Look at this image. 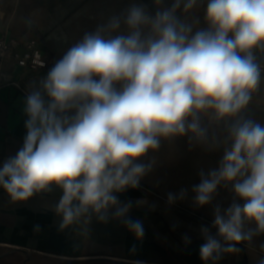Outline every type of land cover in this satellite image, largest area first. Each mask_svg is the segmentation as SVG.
I'll list each match as a JSON object with an SVG mask.
<instances>
[{
    "label": "clouds",
    "instance_id": "clouds-1",
    "mask_svg": "<svg viewBox=\"0 0 264 264\" xmlns=\"http://www.w3.org/2000/svg\"><path fill=\"white\" fill-rule=\"evenodd\" d=\"M199 8L206 26L186 18ZM257 53L264 0H154L152 8L133 0L30 86L23 143L0 164V190L13 204L58 192L60 231L95 217L120 222L142 242L133 201L120 196L141 187L164 142L186 138L190 148L220 154L191 188L194 207L212 206L211 225L200 228L202 264L238 254L264 236V124L246 115L261 83ZM221 189L232 194L227 208L214 204ZM187 196L169 192L167 204Z\"/></svg>",
    "mask_w": 264,
    "mask_h": 264
},
{
    "label": "crops",
    "instance_id": "crops-1",
    "mask_svg": "<svg viewBox=\"0 0 264 264\" xmlns=\"http://www.w3.org/2000/svg\"><path fill=\"white\" fill-rule=\"evenodd\" d=\"M90 1L0 0V37L38 41L51 67L86 33ZM257 60L264 63V54L257 53ZM6 71L28 92L48 69L22 74L14 62H9ZM24 97L17 88H0V164L22 146ZM250 103L246 115L264 124V75ZM208 155L214 161L209 169L217 167L220 154L209 152ZM154 161V171L141 181V187L120 196L122 201H133L129 215L143 222L142 242H137L120 222L112 220L105 224L95 217L60 231L61 217L53 211L58 192L13 204L0 190V264H132L135 260L143 264H202L199 256L200 245L204 242L200 234L202 225L150 195L154 192L167 199V193L187 189V198L175 204L212 221V206L196 208L192 204L191 188L199 183L200 170L207 171V168L196 157L186 155L175 160L171 156H154ZM231 201V192L221 189L214 204L227 208ZM34 225H40L42 231L34 232ZM185 236L190 237V243H186ZM261 243H264V236L241 245L238 254H225L218 264H256L263 256ZM133 244L137 247L135 254L129 251Z\"/></svg>",
    "mask_w": 264,
    "mask_h": 264
},
{
    "label": "rangeland",
    "instance_id": "rangeland-1",
    "mask_svg": "<svg viewBox=\"0 0 264 264\" xmlns=\"http://www.w3.org/2000/svg\"><path fill=\"white\" fill-rule=\"evenodd\" d=\"M133 2V0H91L88 4L86 15L88 19L85 20V27L87 28L86 32L94 31L97 26L105 24L110 16L113 14L119 12L124 7H126L129 3ZM144 3L148 4L150 8L154 7V0H143ZM166 4H170L171 0H165ZM90 16H92L90 18ZM189 21H193L196 18H199L200 20V26H206L204 23V10L203 8L194 9L192 12L187 14L186 17ZM264 74H261L263 76ZM253 103V101H251ZM250 103V102H249ZM250 103L251 105H253ZM209 152L202 151L200 149H193L190 148L188 145L186 138H177L175 141L172 142H164L161 146V149L158 153L155 154L157 157H164L171 156L172 160H175V158L186 155L187 157L193 158L196 157L197 160L201 161L203 164V167L207 170L211 166L212 161L209 157ZM208 156V157H207ZM193 160V159H191ZM153 199H156V201L162 202L166 205L167 199H165L163 196L156 194L152 192V195H150ZM177 210H184L188 212H193L197 216L212 222L200 215H198L196 212L192 210H188L182 207L177 206L176 204L173 205Z\"/></svg>",
    "mask_w": 264,
    "mask_h": 264
},
{
    "label": "built area",
    "instance_id": "built-area-1",
    "mask_svg": "<svg viewBox=\"0 0 264 264\" xmlns=\"http://www.w3.org/2000/svg\"><path fill=\"white\" fill-rule=\"evenodd\" d=\"M9 62H14L21 69L22 74L40 72L49 67V59L42 52L38 41H18L6 36L0 37V88L14 87L21 91L24 96L27 90L21 85L18 79L11 78L6 71ZM261 65V74H264V63ZM178 212L201 225L210 226L212 223L197 216L193 212L184 210H178ZM261 255L264 256V252Z\"/></svg>",
    "mask_w": 264,
    "mask_h": 264
},
{
    "label": "water",
    "instance_id": "water-1",
    "mask_svg": "<svg viewBox=\"0 0 264 264\" xmlns=\"http://www.w3.org/2000/svg\"><path fill=\"white\" fill-rule=\"evenodd\" d=\"M117 264H125V263H118V262H116Z\"/></svg>",
    "mask_w": 264,
    "mask_h": 264
}]
</instances>
